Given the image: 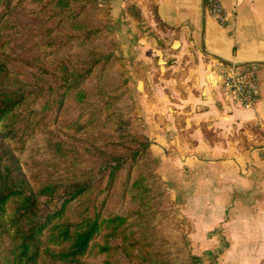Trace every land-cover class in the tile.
I'll list each match as a JSON object with an SVG mask.
<instances>
[{
  "label": "crops",
  "instance_id": "obj_1",
  "mask_svg": "<svg viewBox=\"0 0 264 264\" xmlns=\"http://www.w3.org/2000/svg\"><path fill=\"white\" fill-rule=\"evenodd\" d=\"M98 1L125 53L149 66L132 82L194 264H264V0H220L224 25L203 0ZM127 5L139 9L143 30L123 13ZM150 27L170 48L158 47ZM164 54L169 63L151 64ZM229 63L258 65L254 107L224 95L216 73Z\"/></svg>",
  "mask_w": 264,
  "mask_h": 264
},
{
  "label": "rangeland",
  "instance_id": "obj_2",
  "mask_svg": "<svg viewBox=\"0 0 264 264\" xmlns=\"http://www.w3.org/2000/svg\"><path fill=\"white\" fill-rule=\"evenodd\" d=\"M42 2L14 0L9 11L0 5V60L9 61L12 76L26 89H42L40 100L48 105L39 113L40 125L32 133L12 139L7 134L8 129L0 130V156L4 163L9 162L7 158L14 157L12 169L18 167L17 172L21 171L35 187L43 183L105 181L109 167L117 159L126 167L133 162L136 150L143 149L141 143H149L147 139L146 142L143 140L146 135L142 105L132 82L136 68L145 76L149 66L143 61L136 62L135 56L125 53L115 38L113 24L107 25V31L93 42H68L64 46L57 42L53 46H42V42L64 40L72 31L69 19L49 18L50 13L40 7ZM100 21H110L106 8L88 12L80 19L83 25H98ZM153 29L150 27L145 31L152 30L151 36L158 42V47L161 50L170 48L163 38L158 39L160 34ZM155 29L163 31L160 25ZM92 59L98 60V64L81 86L88 94L86 99L79 102L70 96L62 104L57 102L63 89L58 80L62 66ZM170 59L164 54L153 59L151 64L164 66ZM133 164L128 183L139 176L152 186L149 207H141L132 194H127L128 185L123 184L125 174H128L125 168L120 181L108 190L103 214L126 217V233L130 237L137 233L136 237L145 241L153 239L151 246L135 245L127 249L131 253L128 255L120 245L123 234L111 237L103 232L94 239L82 262L148 264L151 259L150 264H154L152 259H159L163 264H194L187 246V231L166 194L160 170L151 154L145 149ZM92 189L94 197L99 191ZM137 208L144 211L143 222L137 217ZM148 227L152 229L150 238L146 235ZM105 246L109 248L107 251L102 250Z\"/></svg>",
  "mask_w": 264,
  "mask_h": 264
},
{
  "label": "trees",
  "instance_id": "obj_3",
  "mask_svg": "<svg viewBox=\"0 0 264 264\" xmlns=\"http://www.w3.org/2000/svg\"><path fill=\"white\" fill-rule=\"evenodd\" d=\"M13 1L0 0V5L3 4L2 9L9 11ZM42 1L40 7L44 12L50 13L49 18L69 19L72 30L64 40L42 42L44 47L53 46L57 42L62 46L68 42H93L107 31V25L113 24L109 7L100 5L98 0ZM103 8L108 10L110 21H100L98 25H83L80 22L84 14L98 12ZM123 13L127 14L140 30L143 28L138 8L127 5ZM97 64L98 60L92 59L89 62L81 60L63 65L58 76L63 89L57 102L62 104L70 96L83 102L88 94L81 89L82 83L93 73ZM12 74L9 61L1 59L0 130L8 129L7 134H10L12 139L17 136L20 139L22 134L32 133L40 125L39 113L48 105L40 100L42 89H26ZM146 139L147 137H143L145 142ZM140 146L143 149L136 150L131 164L125 167L117 159V162L109 167L105 181L94 183L87 180L77 183H43L35 187L21 171L17 172L18 167L12 169L15 165L14 157L7 158L9 162L4 163V158L0 156V264H84L82 258L87 254L94 239L103 232L111 237L123 234L120 245L128 255L131 253L127 249L135 245L151 246V227L146 228V235L150 240L136 237L137 233L135 237H130L126 233V217L119 214H103L108 201V190L120 181L125 168L128 174H125L123 184L128 185L127 194H132L141 207H149L152 186L144 183V178L139 176L128 183L129 173L135 165L133 163L138 161L145 149L150 154L149 143L146 145L143 142ZM93 187L99 191L94 197ZM136 214L140 222L145 220L144 211L137 208ZM108 249V246L102 248L103 251ZM148 260L150 262L147 263L150 264L151 259ZM152 262L163 264L159 259H152Z\"/></svg>",
  "mask_w": 264,
  "mask_h": 264
},
{
  "label": "built area",
  "instance_id": "obj_4",
  "mask_svg": "<svg viewBox=\"0 0 264 264\" xmlns=\"http://www.w3.org/2000/svg\"><path fill=\"white\" fill-rule=\"evenodd\" d=\"M203 3L210 17L224 25L226 16L220 0H203ZM258 70L256 64H218L216 74L224 95L235 105L245 108L254 107L261 93ZM262 156L264 157V149Z\"/></svg>",
  "mask_w": 264,
  "mask_h": 264
}]
</instances>
